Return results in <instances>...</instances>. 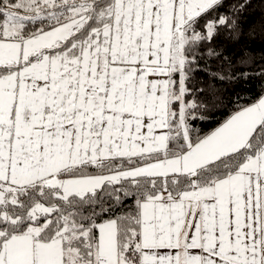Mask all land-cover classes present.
<instances>
[{
	"label": "snow or ice",
	"instance_id": "obj_1",
	"mask_svg": "<svg viewBox=\"0 0 264 264\" xmlns=\"http://www.w3.org/2000/svg\"><path fill=\"white\" fill-rule=\"evenodd\" d=\"M250 9L264 35V0H0V264H264Z\"/></svg>",
	"mask_w": 264,
	"mask_h": 264
},
{
	"label": "trees",
	"instance_id": "obj_2",
	"mask_svg": "<svg viewBox=\"0 0 264 264\" xmlns=\"http://www.w3.org/2000/svg\"><path fill=\"white\" fill-rule=\"evenodd\" d=\"M259 19V15L255 14L253 9H250L249 13L244 17L245 30L250 31L252 28H256V35L254 38L243 41L240 46L230 47L229 54L235 56L240 47L246 45L248 55H254L257 59L264 55V35H261L259 31ZM237 66L241 68L248 67L247 65L240 64L239 62H237ZM244 76L245 79L240 80L235 84H232L231 81H229V83L222 86L225 89V96L231 101H235L232 107H238L245 101L252 100L261 91V81L257 78L255 73L246 71ZM230 110L231 108L217 111L214 119L205 120L199 126L205 132L212 130L215 126H217L219 121L226 117L227 112Z\"/></svg>",
	"mask_w": 264,
	"mask_h": 264
}]
</instances>
